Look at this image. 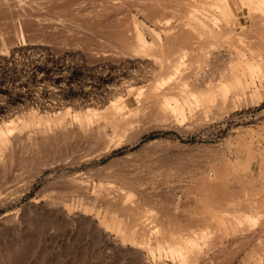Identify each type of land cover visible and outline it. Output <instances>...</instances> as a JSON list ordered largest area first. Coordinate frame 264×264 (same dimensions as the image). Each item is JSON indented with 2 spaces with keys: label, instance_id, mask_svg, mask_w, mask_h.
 Segmentation results:
<instances>
[{
  "label": "rangeland",
  "instance_id": "rangeland-1",
  "mask_svg": "<svg viewBox=\"0 0 264 264\" xmlns=\"http://www.w3.org/2000/svg\"><path fill=\"white\" fill-rule=\"evenodd\" d=\"M222 3L210 0L217 11ZM234 3L231 10L238 13L244 28L245 46L228 43L212 50L200 72L186 77L175 96L154 100L153 113L145 114L146 118L137 111V117H132L137 121L130 128L114 130L110 124H116L115 116L109 115L113 112L100 111V121L108 123L105 151L87 159L80 158L84 154L76 159L78 153L72 151L51 152L34 157L19 173L0 172V264H264V49L260 50L264 34L247 10L240 11L239 3ZM128 11L151 52L160 51L159 31L135 8ZM14 15L16 33L8 36L0 31V87L6 91L0 92V102L24 133L27 145L35 130L55 119L37 107L39 101L50 100L46 87L36 81L38 74L66 77L64 82H49L57 90L58 102H90V98L99 102L101 110L102 101H111L114 95L134 108V94L129 90L146 86V93L151 88L153 80L143 77L141 67L129 63L91 67L80 50L60 53L51 36L26 32L20 17ZM256 28L261 30L255 32ZM254 37L262 41L249 44ZM86 85L90 88L83 92ZM11 96L14 101L8 100ZM69 112L84 118L77 109ZM167 153L185 159L183 165L163 166L181 175L152 180L161 189L150 190L149 195L137 191L128 177L117 175L131 166L139 172L160 168L156 155ZM203 174H213L212 178L222 174L223 191L233 196V208L226 211L230 220L226 224L213 220L205 235L180 237L187 222L180 218L171 225L161 220L159 206L168 201L170 211L178 215L188 209L203 213L205 202L219 195L201 189ZM74 179L84 182L82 191L68 187ZM106 189L114 197L121 196L132 212H121L117 203L103 201ZM196 197L200 199L194 201ZM132 213L153 221L162 233L156 245L134 234Z\"/></svg>",
  "mask_w": 264,
  "mask_h": 264
},
{
  "label": "bare ground",
  "instance_id": "bare-ground-1",
  "mask_svg": "<svg viewBox=\"0 0 264 264\" xmlns=\"http://www.w3.org/2000/svg\"><path fill=\"white\" fill-rule=\"evenodd\" d=\"M220 1L225 4L222 3V7L217 11L210 5V0H0V31L2 33L8 36L16 33V28L11 21L12 15L15 14L22 20V25L26 32L33 35L43 34L51 36L58 44L62 54L80 50L88 58L91 67L104 63L109 65L129 63L144 69L143 77L153 80L151 88L149 87L146 93L143 91L146 86L144 89L141 87L130 89L129 85L128 89H130V93L134 94L136 107H127L120 99V95L119 98L114 95L115 98L111 101H102L101 108L103 109L101 110L100 105H98L99 102H94L90 98V102H85V100L69 104L58 102L57 90L50 88L49 82H64L66 77L55 74L56 76L53 78H48L45 76L46 73L38 74L36 81L46 87L44 91L50 100L48 102L39 101V106L36 105L40 112L51 114V117L55 119L49 121L47 127L35 130L32 133L31 144L27 145L22 140L23 136H25L24 133L20 132L21 130L17 127V124L11 119L12 114L7 111L4 103L0 102V114L3 113V115H0V172L20 171L34 157L51 152L55 154V152L72 151L74 154L78 153L76 159L79 158L80 154H84L80 158L87 159L94 154L97 155L105 151L104 143L108 139V133L105 128L108 123L100 121V116H98L100 111L105 112L109 109L113 112L109 115L115 116L116 124H109L114 130L120 132L130 128L134 125L133 122L137 121L132 119V117H137L138 114L134 116L137 111H140L141 115L146 118L149 113H153L154 100L158 98L168 100L175 96L184 81L189 79V75H195L200 72L201 66L205 65L207 60H209L208 57L212 50L222 49L228 43L237 47L243 43L242 34L244 28L238 18V13L235 14L231 10V8L234 9V2L239 3L238 9L240 11L242 8L247 10L252 23L263 29L262 32L264 34V0ZM130 8H135L159 31L162 36L160 51L151 52L148 48L146 40L141 36L134 22L130 19L128 14ZM227 11H229V15ZM235 16H237V19L234 18ZM257 28L255 32L261 30H257ZM248 29L250 30V28ZM149 35L153 38V31H149ZM256 38H252L249 44L257 41ZM258 41L261 42L262 40L258 39ZM259 43L258 45L256 43V45L259 46ZM262 43L264 42L262 41ZM262 46L263 48H260V50L264 49V45ZM256 55L258 56V54ZM201 73L203 72L201 71ZM203 78L206 77L203 76ZM196 79L198 80V78ZM136 80L134 84L137 82ZM197 80L195 82H198ZM200 80L202 83L203 80ZM147 82L149 83V81ZM193 82L194 80L192 84H195ZM19 83L24 84L22 82ZM87 87L86 85L83 92H86L90 85ZM195 87L197 89V86ZM238 90L241 92V89ZM0 92L6 93L2 87H0ZM14 97L11 96L8 100L14 101ZM70 109H77L84 118L79 115L69 114ZM106 113L108 114V111ZM53 154L51 155L53 156ZM73 156L75 157V155ZM74 157H72V160ZM62 158L64 157H60V159ZM156 163H159L160 168H142L145 172H139L140 170L138 171L135 168L136 166H131L126 172L120 171L117 175L128 177L131 185L137 191L149 195L147 192L150 190L161 189L160 185L157 186L151 182L152 180L171 177L176 173L179 174L175 170L174 173L173 169L166 170L163 166L172 163L173 165H183L186 161L180 155L167 153L156 155ZM183 174L185 175L186 173ZM197 176L200 178V174ZM212 176L203 174L201 179L204 183L199 186L206 192L215 190L219 192V195L205 202L208 204L202 210L204 211L203 213L188 209L178 215L176 212L170 211V203L168 201L161 203L159 206L158 212L161 220H165L171 225H176L180 218L187 222L183 232L179 234L180 237L192 236L195 238L196 235H205L204 231H207L209 226L212 225L213 220H218L221 223L230 220L226 211L234 204L233 196L230 192L224 193V185L219 181V177H222V174H215L214 178ZM4 177L6 180V176ZM208 177L212 179L207 181ZM9 179L11 178L9 177ZM5 184L3 183V185ZM68 184V187L76 192H80L85 188L84 182L79 181V179L78 181L75 179L72 182L69 181ZM182 188H185V186ZM191 196L193 195L191 194ZM101 199L105 202L117 203L121 212H132V209L123 202L122 197L118 195L114 197L110 190L106 189V191H103ZM198 199L200 198L196 197L194 201ZM146 200L150 201L151 198L146 197ZM197 202L200 203V201ZM194 206L196 207V203ZM132 215L134 218V234L149 245H156L161 240L162 233L152 223L153 221L147 216L134 217V213ZM230 218L233 220L232 217ZM19 247L21 246L19 245Z\"/></svg>",
  "mask_w": 264,
  "mask_h": 264
}]
</instances>
